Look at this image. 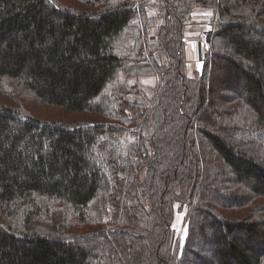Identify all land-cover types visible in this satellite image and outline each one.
<instances>
[{"label": "trees", "instance_id": "16d2710c", "mask_svg": "<svg viewBox=\"0 0 264 264\" xmlns=\"http://www.w3.org/2000/svg\"><path fill=\"white\" fill-rule=\"evenodd\" d=\"M0 264H264V0H0Z\"/></svg>", "mask_w": 264, "mask_h": 264}, {"label": "rangeland", "instance_id": "374dc122", "mask_svg": "<svg viewBox=\"0 0 264 264\" xmlns=\"http://www.w3.org/2000/svg\"><path fill=\"white\" fill-rule=\"evenodd\" d=\"M215 15H216L215 9L213 7L197 6L194 9L193 16L191 18V24H189V27L186 32L187 57L189 60V73L191 75H193L196 70H200L202 68L203 64L201 61V56L205 55L206 57L207 54L212 49V45L209 42L208 37L211 35L212 31L215 28L214 26V22H216ZM197 41L201 42L200 49ZM158 55H159V50L155 49L154 56H158ZM149 61L154 62V59L149 57ZM150 67L151 66L149 65L148 67L149 69H147L146 71H142L144 75H142L139 80V82L146 87V90L144 91L148 96H151L155 92L154 86L159 81L157 73L154 70H151ZM152 67L154 68V64L152 65ZM28 107L30 108V105H28ZM214 108L215 107H211V110H213L212 112L213 115L216 114ZM37 113L44 118L65 119L71 121L85 117V115L82 113H78V114L65 113L60 109L46 108L43 106H39ZM203 142H204L203 136L200 133H197L196 147L199 148V152L200 150L201 152H203L202 150L204 147ZM199 156L201 162L202 160L203 162H205L203 153L202 155ZM176 206H177V210L173 221V227L176 230V239H177V243L179 244V251H181L185 238L188 233L187 216L189 212V207L186 204L181 205L179 203H177ZM202 222L204 223L203 220ZM196 231L197 233H196V237L194 236V240H198L196 241L197 245L205 247L204 253H207V251L205 250H209L211 245L208 244V241L205 240V238L209 235V232L207 231L201 232L202 230L200 227H198Z\"/></svg>", "mask_w": 264, "mask_h": 264}, {"label": "crops", "instance_id": "0c3cea01", "mask_svg": "<svg viewBox=\"0 0 264 264\" xmlns=\"http://www.w3.org/2000/svg\"><path fill=\"white\" fill-rule=\"evenodd\" d=\"M197 43H198V41H197Z\"/></svg>", "mask_w": 264, "mask_h": 264}]
</instances>
